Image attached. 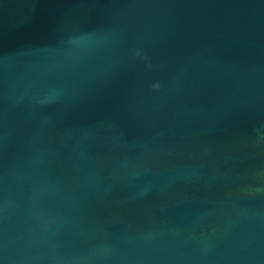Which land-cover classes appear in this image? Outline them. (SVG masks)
<instances>
[{
    "label": "water",
    "instance_id": "1",
    "mask_svg": "<svg viewBox=\"0 0 264 264\" xmlns=\"http://www.w3.org/2000/svg\"><path fill=\"white\" fill-rule=\"evenodd\" d=\"M0 264H264V0H0Z\"/></svg>",
    "mask_w": 264,
    "mask_h": 264
}]
</instances>
